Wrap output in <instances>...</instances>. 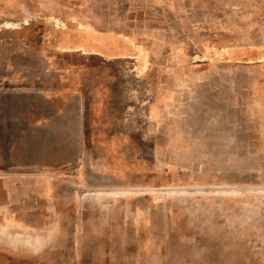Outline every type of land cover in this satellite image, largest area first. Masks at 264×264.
<instances>
[{"label": "rangeland", "instance_id": "obj_1", "mask_svg": "<svg viewBox=\"0 0 264 264\" xmlns=\"http://www.w3.org/2000/svg\"><path fill=\"white\" fill-rule=\"evenodd\" d=\"M1 231L40 250L0 264H264V0H0Z\"/></svg>", "mask_w": 264, "mask_h": 264}, {"label": "bare ground", "instance_id": "obj_2", "mask_svg": "<svg viewBox=\"0 0 264 264\" xmlns=\"http://www.w3.org/2000/svg\"><path fill=\"white\" fill-rule=\"evenodd\" d=\"M93 192H95V191L93 190ZM107 192H110V191L108 190ZM111 192H113V191H111ZM87 193H89V192L86 191V194ZM25 235H26V233H25ZM1 242H3L4 244H7L8 248L10 247L11 250H27L29 252H31V251H39L40 250V248L38 247V246H40L39 242H34V241L30 240V239H26V238H23V237L9 236L8 231L7 232L6 231H3V232L1 231L0 232V243Z\"/></svg>", "mask_w": 264, "mask_h": 264}]
</instances>
